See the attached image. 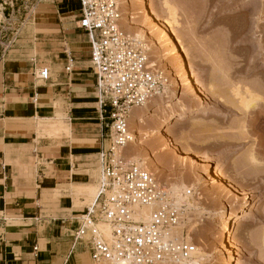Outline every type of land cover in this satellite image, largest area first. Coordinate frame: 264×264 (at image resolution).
Here are the masks:
<instances>
[{"label":"rangeland","instance_id":"1","mask_svg":"<svg viewBox=\"0 0 264 264\" xmlns=\"http://www.w3.org/2000/svg\"><path fill=\"white\" fill-rule=\"evenodd\" d=\"M0 1L8 3L10 0ZM75 1L63 2L67 6L66 10H72L71 16L76 14ZM131 1L129 0L130 3ZM37 2L38 0H14V14L9 21L0 24V55L4 52V59L7 55L27 48V43L31 40L26 33L27 22L36 11L34 9ZM146 2L160 14L161 19H170L167 9L163 7L165 2L170 4L178 24L174 26V29L177 28L174 32L185 46L184 51L177 54L171 46L173 44L162 37L159 29L154 30L156 33L153 32L157 36L152 35L155 37L152 40L157 44L153 49L157 52L151 50L150 44L145 42L149 48L147 55L151 56L148 59H152L156 64L155 69L168 79V91L176 95L172 101L174 107L180 101L185 106L193 107L199 100L193 95L191 86L190 91L184 90V80L188 76L183 69L182 60L195 70L193 74L189 69L191 83L195 82L194 86L200 88L194 80L198 78L206 93L202 97L203 107L199 111L178 121V117H174L163 128L167 139H145L144 136H138L136 142L128 145L125 154L148 167L159 183L166 184L165 187L174 184L185 186L186 191L189 188L194 190L195 196H190V205L185 204L191 211L180 227L188 233V240L195 242L198 247L199 255L189 264H226L227 261L229 264H264V118L263 123L254 125L252 121L255 114H244L236 90V87L241 92L245 87L255 88L262 98L259 104L264 108V10H261L264 5L259 3L253 7L251 0ZM120 7L127 13L128 4L120 1ZM5 13L10 14L8 5ZM123 25L136 38L138 23L124 20ZM95 101L98 108L97 96ZM152 104L149 103L148 108L154 111L156 107L153 106L158 102ZM161 112L159 114L163 116L165 112ZM149 114L146 117H150ZM262 116L261 114L260 117ZM158 120L154 119L150 128H156ZM130 123L129 121V127ZM134 129L132 124L131 132ZM103 134H107V129L103 128ZM62 135L64 133L56 130L44 134L49 138H59ZM182 152H188L189 156L199 162L200 167L189 158L186 159L188 155ZM252 156L258 162L253 163ZM201 165H207L212 175L206 173L205 167ZM214 172L224 177L226 186L231 184L235 193H240L239 199L237 196H229L227 189L215 182L212 177ZM91 188L93 189L90 190ZM96 188L97 186L87 188L86 205L94 199ZM170 196L176 201L175 196ZM244 196L248 198L247 206L239 218L231 222L230 230L224 234L220 231L223 210L229 212L237 208L242 204L240 198ZM229 240L231 243L228 244ZM230 246L232 247L229 249ZM83 264L88 263L86 261Z\"/></svg>","mask_w":264,"mask_h":264},{"label":"crops","instance_id":"2","mask_svg":"<svg viewBox=\"0 0 264 264\" xmlns=\"http://www.w3.org/2000/svg\"><path fill=\"white\" fill-rule=\"evenodd\" d=\"M41 1L28 18L27 48L0 55V264H89L72 234L108 142L78 1L73 16L65 0ZM41 67L46 82L34 76ZM56 129L69 135H42Z\"/></svg>","mask_w":264,"mask_h":264},{"label":"built area","instance_id":"3","mask_svg":"<svg viewBox=\"0 0 264 264\" xmlns=\"http://www.w3.org/2000/svg\"><path fill=\"white\" fill-rule=\"evenodd\" d=\"M77 1L76 26L90 46L99 120L107 129L108 144L98 154L96 197L84 207L72 245L87 248L89 264H189L197 245L180 227L191 210L177 205L150 171L125 154L133 141L130 109L162 94L168 79L121 26L117 0ZM7 5L10 14L5 13ZM0 8L4 24L14 14V0L0 1ZM34 76L46 82L50 71L41 67ZM186 195L195 196L194 190L189 188Z\"/></svg>","mask_w":264,"mask_h":264},{"label":"bare ground","instance_id":"4","mask_svg":"<svg viewBox=\"0 0 264 264\" xmlns=\"http://www.w3.org/2000/svg\"><path fill=\"white\" fill-rule=\"evenodd\" d=\"M117 1H118V6H119V8L121 9V12H122L121 26L123 27V29L125 30V32L128 34V36L131 37L137 43H139L142 47H144V49H146L147 52H149V48L146 45L147 42L150 44L149 46H151V48H152V49L151 48L150 49L157 52V50H154L157 47L156 41L152 40V37L157 36L156 34L153 33V32L156 33V31H154L156 29H159L160 34L162 35L163 38L169 40L170 43L173 44L171 46H173L174 51L177 54H180L181 52L184 51V48H185L184 44H181V41H180L179 37L175 34L177 28L175 27L176 29H174V26L175 25L177 26L178 24L176 22L177 20H176L175 15H174L175 14V11L170 6V4H168L167 2H165V3L163 2L164 3V6L163 7H165L167 9V10L166 9H164V10H166V12L168 11V13L170 15V19H164V18L161 19L162 17H160V14H157V12L154 11V9H152V6L147 5L146 0H132L131 3L129 2V0H117ZM120 1H123L124 4H128V8H127L128 11L126 10L127 13H124L122 11V8L120 7ZM259 3L262 4V5H264V0H251V4L253 5V7H254V4H259ZM261 10L263 12L264 8L261 9ZM262 14H264V13H262ZM124 20H132V21H136L138 23V25H137L138 32L135 35L136 38L133 37L132 35H130L126 31V29L124 28V25H123V21ZM174 30H175V32H174ZM153 34H154V36H152ZM160 38H158V39H160ZM154 39H155V37H154ZM157 41H159V40H157ZM164 43H165V41H164ZM160 45H161V43H160ZM185 52H186V50H185ZM168 53H171V52H168ZM148 57L151 58L150 54L148 55ZM159 58H160V56H159ZM181 59H182V57H181ZM149 62L151 63V66H155L156 65L152 61V59L149 60ZM181 63L183 64V69L185 70V72L187 73V76H188L187 79L184 80V85L183 86H186V88L184 87V90H186V89L189 90V87L191 86L190 88H192L193 89V92H194V94L193 93L192 94L194 96H197L200 101L197 99L198 102L197 103L195 102V105L193 107H188V106H185L186 104H184V105L181 104L183 101L182 102L180 101L181 103L179 102L180 103L179 104L177 101L180 98H178V100L175 101V102L178 103V105H177V107H174L175 104H173L172 101L174 100V98H176V95H175V93L172 92V94H171L168 91V87H169V84H168L165 87L164 92L162 94H160L158 97L154 98L150 102V103H153L152 105H154L155 103L158 102V104H156V105L153 106V107H156V109L154 111H152L151 108H148V104L144 105L143 107H138V108H132V109H130V112H129V121L131 122L130 123V128H131V125L132 124H133V126H135L134 131H132L133 132V141H132V143H134V142L137 141V137L138 136H144L145 139H147V138L157 139V137L158 138L159 137L160 138H164V137L166 138V136H164V132L162 130H163V128L174 117L175 118L178 117L177 121L178 120H182V118H184L186 116H189L190 114H193V113L199 111L203 107V98L202 97L205 96V93L206 92L204 93L203 87L200 85L201 83L198 81V78L197 77H195L197 79H194V80H196V84H198V86L200 88H197V87L194 86L195 82H194V84L191 83L190 79L192 77L190 78L188 73L190 72L189 69H191V71L194 74V71L195 70H193L192 68H190L192 65L188 67L185 64V62L183 63V60H182ZM179 83H181V81ZM254 89L255 88H252V87H245L244 88V91L241 92L240 89H239V87H236V90L238 92V96L240 98V105L242 107L241 108L242 111L244 112V114H249V115L250 114H255L252 123L253 124L254 123L255 124L257 123L258 124V123H263L262 120L264 118V108L259 104L260 102H262V98L258 95L259 92L257 91L258 92L257 93L256 90H254ZM180 90H182V89H180ZM184 90H182V92H185ZM169 93L171 95H169ZM182 94L184 95V93H182ZM180 96H182V95H180ZM165 99H167V100H165ZM98 108H99V106H98ZM161 111H164L165 112L163 116H160V114H159V113H162ZM252 111H253V113H252ZM147 114H149L150 117H146ZM261 114L263 115L262 117H260ZM41 119L42 118H40V120ZM154 119H155V121H157V119H159L158 120V124L155 122L157 124V127L156 128H150L149 125L151 124V122ZM263 128H264V126H263ZM56 131H57V129H56ZM58 131L62 132V129H59ZM65 131H66V133H64V135L65 134L69 135L67 133V131L69 132V129L68 130H66V129L63 130V132H65ZM45 132H48V131H45ZM42 135H44V134H42ZM168 147L167 148H164L163 150L165 151L166 149H168ZM183 151H184V149H183ZM182 153L188 155V157H185L186 159L189 158L193 164H196V165L199 166V162L194 157L189 156L188 152H182ZM129 160L135 162L136 164L144 167L145 169H147L149 171L148 167H146L143 163L142 164L141 163H138V162L132 160L131 158H129ZM251 161L253 163L258 162L257 159L254 156L251 157ZM201 166H204L205 167L206 173H209V175H212L207 165H206L207 167L205 165H201ZM212 177L215 179V182L217 184H221V185H223L227 189L226 192L229 193V196H232V197L233 196H237L236 198H238V196H239L240 193L239 194H237L238 192L235 193V189H233L234 187L231 188V186H230L231 184L229 185L230 187L229 186H226L227 183L225 184V179H224V177H222V175H220L219 173H215ZM162 185H164V184H162ZM165 186H166V184L164 185V187ZM184 187H181V186L179 187V185L178 186L177 185L175 186L174 184L171 185V187H165V189L169 193V195H173V196L176 197V201H174V202L177 205H181V204H188V205H190V201H189L190 196H187L186 195V187L185 188ZM92 189L93 188H91L90 190H92ZM96 189H95L94 199L96 197V191H97ZM184 192H185V194H184ZM172 198H174V197H172ZM94 199L92 201H90V203H92L94 201ZM240 199L242 200V204H240V206H238L237 208L232 209L229 212L228 211L225 212L223 210L222 220H221V230L220 231H222L224 234H226L230 230L229 227H230L231 222L234 221V220L236 221L239 218L240 213L247 206L248 198L244 196L243 198L241 197ZM141 211L143 213H145L146 212V209H141ZM186 239L188 240V238H186ZM227 243L228 244L231 243L230 240ZM232 246H230L229 249ZM198 255H199V252H198V247H197V251H196V254L194 255V257H197ZM226 264H229L228 261H227Z\"/></svg>","mask_w":264,"mask_h":264}]
</instances>
